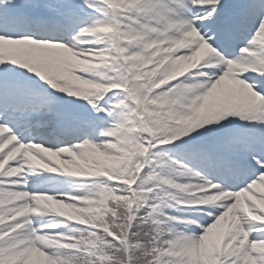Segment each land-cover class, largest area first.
I'll list each match as a JSON object with an SVG mask.
<instances>
[{
  "label": "snow or ice",
  "instance_id": "obj_1",
  "mask_svg": "<svg viewBox=\"0 0 264 264\" xmlns=\"http://www.w3.org/2000/svg\"><path fill=\"white\" fill-rule=\"evenodd\" d=\"M0 264H264V0H0Z\"/></svg>",
  "mask_w": 264,
  "mask_h": 264
}]
</instances>
